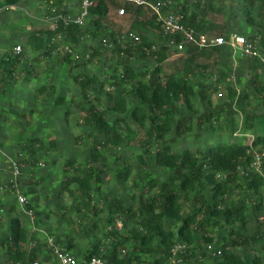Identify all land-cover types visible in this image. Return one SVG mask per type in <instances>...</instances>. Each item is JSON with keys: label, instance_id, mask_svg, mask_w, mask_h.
Wrapping results in <instances>:
<instances>
[{"label": "trees", "instance_id": "obj_1", "mask_svg": "<svg viewBox=\"0 0 264 264\" xmlns=\"http://www.w3.org/2000/svg\"><path fill=\"white\" fill-rule=\"evenodd\" d=\"M19 1L6 0L8 4ZM173 1V9L184 15V24L193 28L196 35L227 34L229 37L233 32L226 27H218L214 22H208L207 11L203 10L204 0ZM256 2L260 3V21L256 20L257 15L252 10ZM244 4L249 31L238 32L253 41L257 53L252 57L257 59L258 51L264 45V0H244ZM123 6L129 13L131 23L127 32L121 33L110 29L108 21L112 18L111 13ZM62 13L69 14L67 10L60 11ZM88 15L90 23L87 25L75 20L67 22L58 15L53 29L33 31L26 43L40 51L37 60L49 56L57 51V47H61L65 52L58 58L65 68L75 63L71 52L79 46L82 39L102 35L101 46L96 49L94 56L112 49L111 52L118 55L116 64L112 69L107 68L104 77L96 72L72 76L80 89V102L76 96L68 97L62 90L55 89L62 71L54 72L56 66L53 65L46 70L44 77L37 80L41 84L32 88L29 99L34 101L35 97L48 98L52 92H59L54 106H66L63 114L66 120L73 110L72 102H76L80 105L83 122L93 132L99 131L104 136L101 140L99 135L93 133L90 152L83 163L74 166L75 159H68L65 163L66 171L76 170L71 179L77 182L86 197L82 200L84 206L98 208L90 191L92 188L99 190L102 186V175L110 163L108 152L115 154L113 149L116 146L121 149L123 144H129L128 136L136 133L129 118L142 128L148 125L149 129L138 143L145 152H149L152 165L161 168L166 175L163 178L156 176L146 168L144 155L139 156L143 167L147 169L144 186L148 187L146 184L149 183L153 193L149 197L141 195L138 207L133 203L125 207L117 199L111 203L118 212L138 216L135 225L129 233L122 235L117 229L109 230L107 233L112 244L106 247L96 244L82 257L97 254L111 264H139L141 261L166 264L174 244L183 242L189 253L185 262L171 264H264V257L260 253L249 257L239 250L264 240V216L259 218L260 213L264 214V69L256 71L248 80L244 76H235L241 86L230 84L228 99L215 104L211 90L218 91L219 86L227 82L225 80L233 78L229 68L232 62L229 59V46H201L193 42L179 51L170 43L172 39L180 42L183 39L181 35L166 34L161 21L149 8L125 0H94ZM211 29L218 30L219 33H212ZM131 33H136L137 38L129 36ZM123 35L127 36L125 42L120 41ZM103 38H107L111 47L103 43ZM28 45L19 53L15 51L14 45L13 52H6L2 56L3 63L8 64L9 68L3 70L1 79L6 85L0 83V95L10 104L16 98L21 102L27 100L26 94H22L21 90L12 93L9 89L16 83V66L24 59ZM176 51L184 54L175 61L176 69L168 71L167 61L171 52ZM133 58L152 59L155 63L139 69L133 64ZM33 78L30 75L28 82L36 81L37 77ZM49 83L54 89L49 90ZM200 97L201 105L198 102ZM104 100L108 102L106 107L102 105ZM6 109L0 107V115ZM110 111L116 115L114 122L111 121ZM187 112H200L198 127L205 128L211 135L217 133V141L202 149L177 146L180 136L193 128L191 124L180 121L179 115ZM35 113L38 111L33 106L20 115L30 125L35 118L40 117L39 114L36 117ZM240 113L244 117L241 134L245 137L242 140L236 137L238 127L235 114ZM222 118L224 121L219 123ZM246 138H250L251 143L246 142ZM51 144L55 145L56 140L53 139ZM25 146L32 155H37L42 142L32 138ZM99 146L103 149H99ZM256 150L263 154L260 169L254 165ZM130 172V167L126 166L120 169L119 175L128 177ZM71 179L68 176L63 179L64 190ZM237 190L244 193L241 200H230L238 193ZM183 200L188 202L187 208ZM253 220L257 224L256 229L251 232L249 226ZM217 236H220L219 241ZM29 240L28 229L22 217L13 216L8 234L0 235V251L8 255L4 264H30L34 261L38 254L37 251L30 253L27 250ZM126 244L129 251L121 256L120 249ZM208 244H213L211 251ZM146 255L155 257L148 262Z\"/></svg>", "mask_w": 264, "mask_h": 264}, {"label": "rangeland", "instance_id": "obj_2", "mask_svg": "<svg viewBox=\"0 0 264 264\" xmlns=\"http://www.w3.org/2000/svg\"><path fill=\"white\" fill-rule=\"evenodd\" d=\"M186 1L195 2L196 0ZM203 3V10L207 11L206 18L209 23L214 22L218 27H226L233 31H249L244 15V8L246 7L244 0H204ZM81 9V0H20L16 4H8L6 0H0V83L6 85L1 77L3 70L9 68L8 64L5 65L2 61L4 53L13 52L14 45L22 44L23 47L28 45L27 39L35 30L53 29L56 26L60 11L67 10L69 14L77 15ZM252 10L257 15L256 20L260 21V3L256 2ZM111 15L112 18L108 21L110 29L121 33L127 32L131 23L129 13L120 14L118 11H114ZM89 21L90 18L87 15L83 24L87 25L90 23ZM211 31L215 34L219 33L215 29H211ZM101 37L102 35L96 38L87 36L82 39L79 46L71 52L75 63L71 66L67 65L65 68L58 58L65 52L61 47H57V51L49 56L37 60L40 51L28 45L24 59L16 66L14 73L16 83L13 88L9 89L12 93L18 89L21 90L22 94H26L27 100L21 102L19 98L18 100L16 98L10 104L4 96L0 95V107L7 108L3 110V115H0V235L6 236L9 232L10 219L20 215L30 236L26 248L30 253L37 251L38 254L37 258L30 264H36V262H38L37 264H59L50 238L54 247H62L78 257H82L87 251L92 250L96 244H100L102 247L111 245L112 240L108 237L107 232L111 229H117L120 235L127 234L138 218V216L130 215L129 212L116 211L115 207L111 206L112 201L117 199L125 207L131 203L138 207L141 195L149 197L153 193L149 183L146 184L148 187L144 186L147 169L162 178L166 175V172L161 168L158 169L152 165L149 152H145L142 145L138 143V140L149 129L148 125L146 128H142L128 117L129 123L136 130V133L128 136L129 144H123L121 149L116 146L113 149L115 154L108 152L110 163L102 175V186L99 190L92 188L90 191L98 208L93 209L84 206L82 200L86 197L81 192L77 182L71 179L76 170L69 169L66 171L65 163L68 159L76 160L74 166L83 163L90 152L93 133L99 135L101 140L104 139V136L100 135L99 131L94 130L93 132L92 128L83 122V114L79 111L80 105L76 102H72L73 110L66 120L63 117L66 106H54V100L59 92H52L48 98L35 97L34 101L29 99L32 88L41 84V82L37 83V80L44 77L46 70L55 65L54 72L56 70L62 71L57 78L59 81H57L55 89L62 90L61 92L68 97L76 96L80 102L82 99L79 95L80 89L72 76L83 72H96L104 77L108 71L107 68L112 69L118 59V55L111 52L112 49H106L104 53L94 56L96 49L101 46ZM226 46L230 47L227 49L230 50L229 59L232 62L229 68L233 78L225 80L227 82L222 83L218 91L211 90L215 104L228 99V86L230 84L241 86V82L235 76H244L248 80V77L256 71L264 69V45H261L257 59L252 57L253 55L249 57L243 55L240 49L232 45ZM171 54L167 61L169 64L166 65L168 71L176 69L174 67L175 61L184 53L176 51L171 52ZM132 62L139 69H144L155 63L152 59L140 60L136 58H133ZM30 75L34 78L37 77L36 81L29 83ZM213 78L214 76L211 79ZM49 85L51 84L49 83ZM50 87L49 90L54 89V86L51 85ZM198 102L201 105V97ZM102 105L106 107L108 102L104 100ZM33 106L38 111L35 113L36 117L38 114L40 117L35 118L30 125H27L20 113L28 111ZM112 112L110 111V116L111 121L114 122L116 115ZM199 114L200 112H187L179 115L180 121L187 125L191 124L193 128L180 136L177 146L202 149L217 141L219 138L217 133L211 135L205 128L198 127ZM235 120L238 127L236 137L242 140L245 137L241 134L244 117L241 113L235 114ZM222 121L224 118L220 119L219 123ZM122 133L126 134L125 131ZM32 138H37L42 142L37 155H32L25 146L30 143ZM250 138H246V142L251 143ZM53 139L56 140L55 145L51 144ZM99 149L103 148L99 146ZM141 155H144L147 169L143 167L140 161L139 156ZM126 166L130 167L131 172L128 177H122L119 175V171ZM66 176L71 181L67 189L64 190L62 181ZM19 192H23L28 197L27 202H20ZM236 192L238 193L233 195L230 200H241L244 193L239 190ZM183 203L187 208L188 202L183 200ZM263 216L264 214L260 213L259 218ZM253 221L249 226L251 232L256 229L257 224ZM219 238L220 236H217V241ZM239 250L244 255L248 254L249 257H253L255 253H260L264 257V240L244 246ZM128 251L129 246L126 244L120 249L119 254L124 256ZM7 256L6 252L0 251V264L6 263ZM145 257L149 262L155 256L146 255ZM211 260L214 261L213 258Z\"/></svg>", "mask_w": 264, "mask_h": 264}, {"label": "built area", "instance_id": "obj_3", "mask_svg": "<svg viewBox=\"0 0 264 264\" xmlns=\"http://www.w3.org/2000/svg\"><path fill=\"white\" fill-rule=\"evenodd\" d=\"M128 3L142 5L149 8L157 19L161 21V27L163 31L168 35H181L183 39L180 42L171 40V45L177 47L179 51H183L186 48L188 43H197L201 46H211V45H232L237 49H240L241 53L246 56L255 55L256 49L255 44L251 39H249L245 34L233 31L229 34V37L226 35H214L210 36L206 33L196 35L193 28L185 25L183 22L184 15L179 11L173 9L174 1L173 0H125ZM94 0H82V9L77 15L70 14H59L60 17L64 18L67 22L75 20L80 24H83L85 18L88 15L89 8L93 5ZM120 14H124L125 7H120L118 9ZM129 36L137 38L136 33H131ZM127 36L123 35L120 37V41L125 42ZM103 43L106 46L111 47L107 38H103ZM68 47V46H67ZM155 47V46H154ZM23 50L22 44L16 46L15 51L17 53ZM255 162L254 165L257 169L261 168L262 165V156L258 150L254 152ZM18 197L21 203L28 201V197L23 194V192L18 193ZM51 246L53 247L56 256L58 257L59 264H111L105 258L100 255L94 254L88 258L78 257L72 252L62 248L54 247V243L50 238ZM208 249L211 251L213 249V244L207 245ZM187 245L183 242H177L172 248V254L169 261L166 264L171 263H183L186 260L188 253ZM36 262V261H35ZM38 262H36L37 264ZM139 264H148V263H139Z\"/></svg>", "mask_w": 264, "mask_h": 264}]
</instances>
